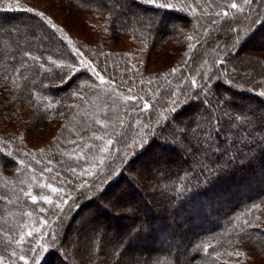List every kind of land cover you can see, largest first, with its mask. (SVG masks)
Segmentation results:
<instances>
[{
    "label": "trees",
    "instance_id": "16d2710c",
    "mask_svg": "<svg viewBox=\"0 0 264 264\" xmlns=\"http://www.w3.org/2000/svg\"><path fill=\"white\" fill-rule=\"evenodd\" d=\"M261 93L264 0H0V264L264 260ZM212 112L247 142L189 152L178 127ZM87 207L104 231L69 245Z\"/></svg>",
    "mask_w": 264,
    "mask_h": 264
},
{
    "label": "snow or ice",
    "instance_id": "6c2138e0",
    "mask_svg": "<svg viewBox=\"0 0 264 264\" xmlns=\"http://www.w3.org/2000/svg\"><path fill=\"white\" fill-rule=\"evenodd\" d=\"M149 3H154L155 0H147ZM255 0H243L244 4L250 5L254 3ZM168 5H160V7H167ZM231 7L233 9L237 8L236 3H232ZM26 11H32L31 8L26 9ZM227 15V13H225ZM53 28H55V25H52ZM25 55H29L28 53H25ZM222 63V61H221ZM68 67H71L70 65ZM95 71V69H93ZM99 75V73H96ZM101 81L103 82V77H100ZM193 87L196 86V81H192ZM264 95V93H261ZM128 99H135V97H128ZM174 105H178L179 101H173ZM145 109L149 107V105L146 103L144 105ZM176 107H173L171 111H176ZM225 116H229V113H225ZM205 120H207V117H205ZM240 117L235 116V117H230L229 120V129L226 131L220 124V117H218L215 112H212V119L208 121V126H205V123L200 120H193L192 121V127L189 128L187 124L182 125L178 127L177 132H178V142L179 143H185L186 144V149L191 152L193 149L202 152L205 156L208 154L212 153H221L223 154L224 152L230 151L231 145L229 144V141H232V143H237V142H247L246 138L243 137V132H248L249 135L251 134L249 130L241 124L239 127L236 125L232 124V121H239ZM97 123H100V121H97ZM235 129L236 132L241 134V141H236L234 136L235 133L232 131ZM221 133H224V144L225 146L222 148L221 144L218 143V137L221 136ZM108 144H111L112 141L108 140ZM106 151V149H103ZM82 158V157H78ZM90 174V173H89ZM51 189L52 192H58L60 191L57 188L52 187V185H48ZM28 195V193H26ZM32 201L35 203L37 200L36 196H31ZM40 199H43L46 203H52V200L48 196L40 197ZM63 203L66 205L68 203L67 200H64ZM59 207V205H58ZM27 235L31 236L32 232H28ZM46 249L41 246V251H45ZM205 251H207V248H205ZM236 255L242 256L244 253L242 252H237ZM21 260L25 261V264H28L27 259L24 256L20 257ZM35 259V258H34Z\"/></svg>",
    "mask_w": 264,
    "mask_h": 264
},
{
    "label": "rangeland",
    "instance_id": "374dc122",
    "mask_svg": "<svg viewBox=\"0 0 264 264\" xmlns=\"http://www.w3.org/2000/svg\"><path fill=\"white\" fill-rule=\"evenodd\" d=\"M48 10V9H47ZM48 13H51V12H48ZM52 15L54 16V18L58 21V22H64L66 23V20L65 18L62 17V15H56V14H53ZM74 26H76V28H79L80 30L78 31L79 32V35H82V33H84L85 31V27L84 25H82V23L78 20V21H75L74 19ZM70 31L74 32V29L71 30L70 28ZM255 45V44H254ZM149 57V68L151 69H160V68H164L168 62L160 56L159 58V54H152ZM245 70H247V68H244ZM152 171V170H151ZM148 173V172H147ZM151 175L147 174V176H144L143 177V181L148 185L149 184V179ZM98 215V216H96ZM93 212V208L92 207H87L85 209H83L81 211V213L79 214V216L77 217V220H74L72 225H71V230H70V233H71V239L69 241V245L72 243V245L75 244V242L77 240H80V237H81V232H84V233H93V234H96L98 231H104L103 229H100V224H105L107 223V221L101 217H99L100 215L99 214H96ZM92 216H96L97 217V221L95 222V224H86V223H82V219H89L91 218ZM81 219V220H80ZM98 223V225H97ZM113 234V230L112 232L111 231H108V234ZM135 250H129L127 252L128 255H133L134 257H132L131 259V262H133V264H135V262L137 263V261H139L140 259H138L137 257H135V254H134ZM122 264H132L130 262H126V261H123ZM255 264H264V260L263 259H259V261L257 260V262Z\"/></svg>",
    "mask_w": 264,
    "mask_h": 264
}]
</instances>
